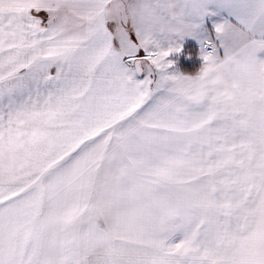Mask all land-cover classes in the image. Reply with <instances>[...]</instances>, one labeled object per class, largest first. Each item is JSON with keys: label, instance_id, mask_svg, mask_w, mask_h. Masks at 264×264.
I'll list each match as a JSON object with an SVG mask.
<instances>
[{"label": "snow or ice", "instance_id": "snow-or-ice-1", "mask_svg": "<svg viewBox=\"0 0 264 264\" xmlns=\"http://www.w3.org/2000/svg\"><path fill=\"white\" fill-rule=\"evenodd\" d=\"M0 264H264V0H0Z\"/></svg>", "mask_w": 264, "mask_h": 264}]
</instances>
